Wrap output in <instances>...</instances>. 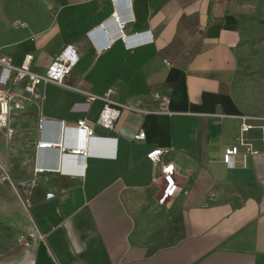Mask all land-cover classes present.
<instances>
[{"label": "crops", "instance_id": "1", "mask_svg": "<svg viewBox=\"0 0 264 264\" xmlns=\"http://www.w3.org/2000/svg\"><path fill=\"white\" fill-rule=\"evenodd\" d=\"M254 6L56 0L46 30L0 52L15 65L33 54L37 72L66 46L81 56L66 79L74 89L48 84L42 103L27 102L0 128V222L20 240L0 253V264H264V116L245 113L236 94L238 50ZM116 12L132 17L124 21L128 42L145 43L129 47L121 38L101 49L116 33L108 29ZM111 88L115 101L139 109L167 96L170 113L123 109L106 130L96 125L104 101L88 103L77 90L104 96ZM244 116L259 152L246 167L241 154L228 166L225 148L238 142ZM83 118L95 129L88 156L37 148L40 140L86 144L77 129ZM141 130L144 140H130ZM155 148L168 149L163 160L177 166L180 189L167 204L158 201L161 166L146 159Z\"/></svg>", "mask_w": 264, "mask_h": 264}, {"label": "built area", "instance_id": "2", "mask_svg": "<svg viewBox=\"0 0 264 264\" xmlns=\"http://www.w3.org/2000/svg\"><path fill=\"white\" fill-rule=\"evenodd\" d=\"M121 11V10H120ZM112 25L108 29L116 28V33L112 35V40L108 39V42L101 46V49L107 48L111 45L112 41L117 39H124L126 44L136 46L145 42H136L137 44H130L128 39L131 37L125 35L124 21L132 20L131 16H122L121 12H116L110 18ZM22 27H27V24H20ZM153 40V37L148 39ZM147 40V41H148ZM146 41V40H145ZM80 53L73 46H66L59 56L52 61L44 72H37L32 69V61L34 59L33 54H27L21 65H15L11 59L5 57L0 53V128H8L10 116L13 112L23 110L27 102L40 104L46 98V93L43 87L48 84H57L70 89L73 87L66 84V79L71 75L74 67L80 61ZM166 64L170 65V62L165 60ZM77 90V89H75ZM87 96V102L91 103L98 99L104 101V106L100 112L99 118L96 125L106 129L113 130L119 121L122 110L128 109L138 111L140 113H170L168 109L169 98L167 96L156 94L155 99L159 101V106L155 109H139L132 104H124L115 101L112 98L114 89H109L104 96H99L90 92H84ZM249 116L243 117V122L240 128L238 142L234 145L227 146L224 153V162L228 166H233L234 158L238 155H242L243 166L246 167L248 164V158L258 154V150L255 148L252 141H250L246 134L253 127L249 122ZM46 118L41 115L39 120L40 127L44 126ZM65 128V124L63 125ZM77 129L82 131L87 136V143H83L81 146L69 147L65 145L62 140L60 142H54L50 140H40L37 144L38 149H52L59 148L60 153L63 155L70 153L72 155L88 156L90 154L88 140L94 135V127L91 122L86 118L80 119L77 122ZM10 132H13L10 130ZM132 141L144 140L146 138V132L141 130L129 136ZM117 139V138H116ZM243 148V152L241 151ZM169 152L168 149L155 148L150 150L146 154V159L154 166H161V179L163 180V189L158 199L160 204H167L180 189L179 182L177 179V166L173 161H165L163 157ZM58 164V162H57ZM38 171V170H37ZM54 193H49L48 197H53ZM29 244V243H27Z\"/></svg>", "mask_w": 264, "mask_h": 264}, {"label": "rangeland", "instance_id": "3", "mask_svg": "<svg viewBox=\"0 0 264 264\" xmlns=\"http://www.w3.org/2000/svg\"><path fill=\"white\" fill-rule=\"evenodd\" d=\"M252 3L255 11L247 18L246 37L238 50L240 69L236 94L245 113L264 116V0H260L259 7L258 0ZM55 14L56 0H0V52L4 53L20 35L32 36L46 30ZM24 23L28 24L26 29L20 26ZM3 131L0 129V137L4 136ZM21 141L29 149L30 137L24 135ZM15 235L11 227L0 222V253L20 241Z\"/></svg>", "mask_w": 264, "mask_h": 264}, {"label": "trees", "instance_id": "4", "mask_svg": "<svg viewBox=\"0 0 264 264\" xmlns=\"http://www.w3.org/2000/svg\"><path fill=\"white\" fill-rule=\"evenodd\" d=\"M258 1H259V3H258V7H259L260 6V0H258ZM257 22L260 23V21H257ZM259 26H260V24H259ZM253 38L256 39V36H253Z\"/></svg>", "mask_w": 264, "mask_h": 264}]
</instances>
